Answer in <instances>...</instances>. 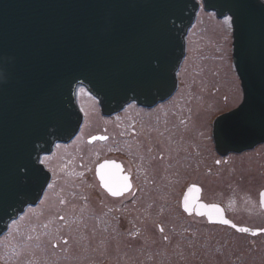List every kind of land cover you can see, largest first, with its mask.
<instances>
[{
	"label": "water",
	"instance_id": "95a60500",
	"mask_svg": "<svg viewBox=\"0 0 264 264\" xmlns=\"http://www.w3.org/2000/svg\"><path fill=\"white\" fill-rule=\"evenodd\" d=\"M202 4L229 18L243 91L237 108L215 111L216 148L253 149L264 144V1ZM200 6L198 0H0V235L46 186L41 155L78 132L79 86L99 99L104 114L132 101L153 106L168 99ZM116 168L106 161L97 174L119 178Z\"/></svg>",
	"mask_w": 264,
	"mask_h": 264
},
{
	"label": "rangeland",
	"instance_id": "374dc122",
	"mask_svg": "<svg viewBox=\"0 0 264 264\" xmlns=\"http://www.w3.org/2000/svg\"><path fill=\"white\" fill-rule=\"evenodd\" d=\"M181 69L180 90L172 102L162 104L152 111L141 112L131 109L115 120L104 119L99 104L84 87H79L78 101L88 116L76 141L69 145H59L57 153L48 161L56 172V185L51 197L56 196L57 201L60 200L65 205H60L59 210L54 212L47 207L48 201L43 208H39L40 210H31L32 213L25 223L17 222L8 240L4 239L5 236L2 234L0 264H60L54 263L56 259L59 260V255L66 256L61 264H79L80 260L76 255H82L89 250L82 249L81 246L88 238L87 229L90 230L89 226L83 225L81 210H84L85 214V211L97 213L94 207L98 199L92 193L89 194L93 186V183H90L93 177H90L89 173L101 159L118 152L119 149L115 148L114 142L120 140V136L126 138L124 148L130 149L126 151H131L132 155L137 157L136 160L146 161V214L141 209L144 203L138 202L132 208L133 214L137 216L134 217L137 219V225H144L148 229L144 241L146 249L150 245L157 248L162 244V247L172 252L170 260L177 259L174 261L175 264L190 263L184 255H188V251L192 249H197L198 261H204V264H264V236L262 239H254L235 236L232 232L219 229H203L191 225L186 227L185 222L180 220L185 214L177 203L178 194L185 181L198 182L204 186L203 199L224 203L229 215L237 223L264 228V209L260 206L263 200L262 197L260 201L262 195L260 193L264 190V146L255 153L252 151L232 156L229 161H222L223 164L217 166V154L211 150L208 124L206 125L215 118V111L234 108L235 102H240L242 97L233 61L228 16L218 17L214 12L201 7L188 32L187 52ZM190 106L191 111L187 110ZM171 111L176 112L174 117L171 116L173 113ZM192 121L193 127H188ZM136 122H140L144 127L139 132L136 131L138 126L134 125ZM183 132L184 135L186 132H193L195 135L179 138ZM104 133L113 137L112 141L105 144L89 143L90 138ZM145 134L146 140L143 139ZM162 134L169 142H161L159 139L158 144H153L152 138L158 142V137L164 138ZM140 146L144 151L138 148ZM113 210L118 212L116 207ZM38 211L40 216L35 215ZM77 211L78 218L75 215ZM60 214H63L64 218ZM47 217L50 220L44 221L43 218ZM41 220L43 224L39 226ZM159 224L166 229L168 242L160 240L162 236L159 235ZM132 225L135 227V221ZM22 227L32 228L26 232L33 234L32 248L20 259L17 257L12 260L11 252L7 250L12 244L21 241ZM186 228H194L197 238L189 239ZM148 234H153L152 238L155 241L150 242ZM110 235L107 234L102 241L108 240L109 237H113L112 240L114 237L117 239V235ZM64 238H68L69 241L65 243ZM112 240L111 243L114 244ZM180 243L183 245L182 251L176 254V248L173 246ZM116 245L115 250L118 251L104 252L101 258L96 259L112 258V254L123 250L120 240ZM142 245H144L142 242L137 241L133 244L134 247ZM137 247L135 249L140 250ZM67 254L75 260L68 258ZM118 259L122 262L113 261L111 264L130 262L129 259L123 260L120 257ZM146 260L150 264L153 261L147 257ZM171 261L166 259V264ZM89 264L96 263L92 260Z\"/></svg>",
	"mask_w": 264,
	"mask_h": 264
},
{
	"label": "flooded vegetation",
	"instance_id": "af4514ba",
	"mask_svg": "<svg viewBox=\"0 0 264 264\" xmlns=\"http://www.w3.org/2000/svg\"><path fill=\"white\" fill-rule=\"evenodd\" d=\"M181 71L179 70L178 72L177 90L168 99L159 101L157 104L153 106H146L143 104H139L138 102H131L123 106L121 109L116 110L112 114H104V112L101 109V115L104 117V119L115 120L119 116L123 115L124 113L128 112L131 109L140 110L141 112L152 111V110L157 109L162 104L164 105V104H167L168 102H172V100L176 98L180 90V86L182 82L181 81L182 76L180 74ZM93 99L99 104V101L95 97H93ZM242 99H243V92H242ZM241 102L242 100L234 108H231L230 111L235 109L237 106H239ZM187 110L191 111V106L188 107ZM82 111L84 114V121H83V124H84L88 114L83 108H82ZM227 111L229 112V110ZM227 111L221 112L218 115L226 113ZM174 113L176 112L172 113L171 115L172 117H174ZM172 119L170 118V120ZM214 121H215V118H213L210 121V123H206V125L208 124L209 142L211 145V150L212 152L217 154V160H216L217 166H221L223 164L222 161L223 162L229 161L232 156H240L247 152L256 151L257 149H260L261 147L264 146V144H260L254 147L253 149L246 150L243 152L221 153L216 148V143H215V138H214ZM195 122L196 124L198 123L197 121ZM136 123L137 124H134L138 126V129L136 131L139 132L144 127L141 125L140 122H136ZM144 124L146 125V122ZM82 126H81V129H82ZM189 126L193 127V121H192V124L188 125V127ZM79 133L80 131L69 143H66V144L56 143L51 153L42 155L40 163L42 164L44 173L48 174V181L46 183V186L43 188V191L40 196L36 197L33 201L26 203L22 211L18 214L17 218H14L13 220L9 222L7 229L3 233L4 234L3 236H5L4 239L8 240L10 238L14 230L13 229L14 225L17 222L19 223V222L24 221L25 223L27 221L28 216L32 213L31 210H37L41 207L43 208L44 205L48 204V201H49V206L47 207L50 210H53L54 212H56V210H59V208L61 207L60 205L62 206L65 205L60 200L58 202L56 196L55 198L51 197L54 193V192L52 193V190L54 189L56 185V180H55L56 172L48 164V161L50 160L51 157H53L57 153L59 145L61 144L69 145V144L74 143ZM188 135L194 136L195 134L193 132H186L184 135V132H183V134L181 133L182 137H179V138H183V136L187 137ZM158 136L160 135L158 134ZM162 136L164 138L161 139V137H158V142H155L154 137H153L152 138L154 142L153 144L155 145L158 144L159 139L161 142L162 141L165 143L169 142V139L166 136H164L163 134ZM98 137H105L106 139H94L93 137V138H90L89 143L96 144L97 142H99V144L100 143L105 144V143H108L109 141H112L113 139V137L105 133L100 134ZM144 138L146 140V134L144 135L143 139ZM114 145H115V148L119 149L118 152H113L112 153L113 156L101 159L94 166V168L91 169L89 173V176L93 177L92 179H90L91 180L90 183L92 182L93 186L91 190L89 191V194L91 195L92 193L98 199L96 206L94 207L95 208L94 211L97 213H93V212L87 213V211H85L86 212L85 214L84 210H81V213H82L81 217H82V220L84 221L83 225H87L90 227V228L88 227L90 230L87 229V233H86L88 238L84 241V243H82L81 247L82 249H86V250L89 249L90 251L89 250L85 251L83 252L82 255L77 254L76 258L80 260L79 264H89V262L92 260L96 264H111L113 261L114 262L117 261L118 263H121L122 260H119L118 259L119 257L123 260L129 259L130 261L129 264H144L145 261H146V264H150L148 263V260H146V257L149 258V260L151 259L153 260L151 264L156 263V262H158V264H166L167 263L166 259L171 261L170 258H172V254H171L172 252L169 250H166L165 247H162V244L159 245V247L157 248H153L154 245H150L146 249V243H144V241H146V232L148 233V229H146V226L144 225L143 226L141 225L138 226L139 224L137 225V222H136L137 219L136 220L134 219V217L136 218L137 216H135L132 212L133 206L134 205L136 206L138 202H141V203H144L141 209L146 214V181H147L146 180V177H147L146 161L136 160L137 157H134L131 151L130 152L126 151V149L128 150L130 149L124 148L126 145L125 136H120V140L119 139L116 140V143L114 142ZM120 146L121 148H119ZM122 148H124L125 150L124 149L122 150ZM138 148H140L141 151H144L143 147L141 148L140 146ZM140 149L138 150L140 151ZM72 156L74 157V155ZM106 161L115 162V165L117 166L116 172H118L120 176L119 178H122V177L128 178L127 183L129 187L124 189L123 191H119L117 195H112L108 191V189L104 187L103 182L101 181L100 177L97 174L98 165ZM119 184L122 185L123 180H119ZM263 193H264V190L260 194H263ZM203 195H204V186H202L198 182H193L191 180L185 181L184 187L182 188V190H180V193L178 194L177 203L179 205L180 210L183 211L185 214V216L182 217L180 220H183L185 222L186 227L191 225V226L200 227L203 229H219L225 232H232L235 236H244V237H252L254 239L256 238L262 239V236H264V228L261 229V228L251 227L248 224L237 223L229 215L228 208L224 203L220 201L210 202V201L204 200ZM260 196H261L260 197V201H261L262 195ZM186 198L188 201L187 211L185 210V199ZM94 201L96 202L95 197H94ZM260 203H261L260 205L261 208L264 209V203L262 201ZM114 207L118 209V212L113 210ZM92 208L93 207H91V209ZM217 209H219V211H217ZM35 215L40 216L39 211L35 213ZM60 215H62L61 217L64 218L63 214H60ZM75 215H76V218H78L79 212L77 211ZM43 220L49 221L50 219H48L47 217V218H43ZM43 220L39 221L38 223L39 226L43 224ZM134 221H135V227H133L132 225ZM224 221H227V223H224ZM78 223H79V219L77 221V224ZM96 225H97V228H95ZM158 228H159L158 229L159 235L162 236V239L160 240H165L166 242H168L169 236L166 234V229L164 228V226L162 224H159ZM241 228H246L248 229V231L240 232L239 229ZM161 229H163V231H161ZM193 229L194 228H186V233L189 232V234L187 235L189 239H191L192 237H194L195 239L197 238V234L195 235V230ZM29 230H32V228L22 227L20 229L21 241H19L18 244H12L11 248L10 247L8 248L7 252L8 251L11 252L12 260H14L17 257L20 259L24 254L27 253L28 250H31L32 248V238L31 237L33 234L32 233L26 234V232ZM84 230L85 228H83V231ZM107 234L117 235V239L116 237H114L115 239L112 240L113 237H109L108 240L102 241V238L107 237ZM147 236L148 238L151 239L149 240L150 242L155 241V239L152 238L153 234H148ZM111 240L112 242H114V244L111 243ZM119 240L122 244L121 248L123 250L119 251V253L117 254H112L113 255L112 258L105 257L104 260L96 259V257L103 256L104 252L108 253V251L110 250H113V252L118 251V249L117 250L115 249L117 246L116 243ZM64 241L67 242L69 241V239L64 238ZM136 241L142 242L144 244L142 246H138L140 248V250L138 249L139 251L135 249L137 246L135 247L133 246L134 242ZM175 245L173 247L176 248V254H180V251H182L183 245L181 243L175 244ZM38 246L39 245L37 244L36 247ZM77 247H80V246L77 245ZM91 250H94V252H92ZM196 251L197 249H192L188 251L187 253L188 255H184V257H187L190 260V263L188 264H204V261H201V260L198 261ZM121 252H124V254H122ZM175 256L180 257L177 255ZM8 257H9V254H8ZM65 257L63 255H59L58 257L59 260L56 259L54 263L59 262L61 264V262L63 261L62 259ZM68 258L70 257L68 256ZM70 259L75 260V258H70ZM174 261H171V262L175 264ZM171 262L169 264H172Z\"/></svg>",
	"mask_w": 264,
	"mask_h": 264
},
{
	"label": "snow or ice",
	"instance_id": "6c2138e0",
	"mask_svg": "<svg viewBox=\"0 0 264 264\" xmlns=\"http://www.w3.org/2000/svg\"><path fill=\"white\" fill-rule=\"evenodd\" d=\"M94 139H106L105 137H94ZM107 165H102L101 168H106ZM100 179L104 184V187L108 189V191L112 194V195H117L119 191H123L124 189L128 188L129 185L127 183L128 178L127 177H122V178H117L112 174H109L108 176H106L103 172H101L100 174ZM119 180H123V184L120 185L119 184ZM115 185V187H114ZM187 205H188V201L187 198L185 199V210L187 211ZM217 211H219V209H217ZM211 218V217H210ZM224 223H227V221H224ZM161 231H163V229H161ZM240 232H247L248 229L246 228H241L239 229ZM66 243V242H65Z\"/></svg>",
	"mask_w": 264,
	"mask_h": 264
},
{
	"label": "bare ground",
	"instance_id": "6f19581e",
	"mask_svg": "<svg viewBox=\"0 0 264 264\" xmlns=\"http://www.w3.org/2000/svg\"><path fill=\"white\" fill-rule=\"evenodd\" d=\"M258 150V149H257ZM254 153L257 152V151H253Z\"/></svg>",
	"mask_w": 264,
	"mask_h": 264
}]
</instances>
